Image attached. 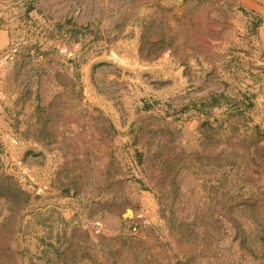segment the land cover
I'll use <instances>...</instances> for the list:
<instances>
[{
  "label": "rangeland",
  "instance_id": "1",
  "mask_svg": "<svg viewBox=\"0 0 264 264\" xmlns=\"http://www.w3.org/2000/svg\"><path fill=\"white\" fill-rule=\"evenodd\" d=\"M0 264H264V0H0Z\"/></svg>",
  "mask_w": 264,
  "mask_h": 264
},
{
  "label": "built area",
  "instance_id": "2",
  "mask_svg": "<svg viewBox=\"0 0 264 264\" xmlns=\"http://www.w3.org/2000/svg\"><path fill=\"white\" fill-rule=\"evenodd\" d=\"M101 223L98 221V222H96L95 223V225H94V227H95V229L99 232L100 231V228H101Z\"/></svg>",
  "mask_w": 264,
  "mask_h": 264
},
{
  "label": "water",
  "instance_id": "3",
  "mask_svg": "<svg viewBox=\"0 0 264 264\" xmlns=\"http://www.w3.org/2000/svg\"><path fill=\"white\" fill-rule=\"evenodd\" d=\"M128 214H132V210L131 209L128 210Z\"/></svg>",
  "mask_w": 264,
  "mask_h": 264
},
{
  "label": "trees",
  "instance_id": "4",
  "mask_svg": "<svg viewBox=\"0 0 264 264\" xmlns=\"http://www.w3.org/2000/svg\"><path fill=\"white\" fill-rule=\"evenodd\" d=\"M164 166H165V164H164ZM166 166H167V167H169V166H170V164H169V165H167V164H166Z\"/></svg>",
  "mask_w": 264,
  "mask_h": 264
}]
</instances>
